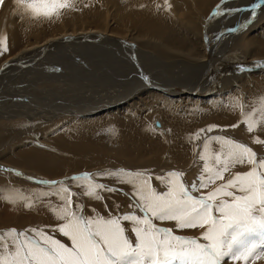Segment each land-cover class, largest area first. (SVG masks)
I'll list each match as a JSON object with an SVG mask.
<instances>
[{
    "label": "bare ground",
    "instance_id": "obj_1",
    "mask_svg": "<svg viewBox=\"0 0 264 264\" xmlns=\"http://www.w3.org/2000/svg\"><path fill=\"white\" fill-rule=\"evenodd\" d=\"M167 1L170 8L166 7L162 0H70L73 4L72 8L61 10L59 18L54 17L49 20L33 18L22 9H18L15 0H4V4L0 5V37H7L9 50L0 55L1 81L3 73L6 72L17 77L15 81L17 80L18 84L31 85L30 81L38 79L40 73L45 75L38 60L44 59L49 69L56 70L55 65L52 64L53 58L50 57L60 56L62 50L68 45L76 46L75 49L70 50L72 53L70 58L76 62V65L68 68L69 64H66L71 62L69 58L63 64L65 71L54 72L55 74L52 71L46 73L45 81L49 83L47 87L50 90L44 93L58 94V97L51 95L48 99L42 100L39 96L29 95L37 99L34 101L30 99L32 102L30 110L23 107L25 103L18 101V106L13 104L10 106L11 110L7 112L13 116L22 115L30 118L39 116L40 118L35 119V124L32 125V128L38 131L30 134L31 136H28V131H26L28 135L15 140L6 152L0 154V162L13 166V169L0 167L11 170L0 172V175L17 172L27 176L25 172H29L44 179H53L51 181H66L71 190L81 191V188L76 186V182L67 177L91 173L103 166H123L126 171L143 172L151 176L152 187L161 192L167 189L156 177L166 176L171 171L183 172L182 181L189 187L191 186L192 172L194 171L196 176L202 172L199 169V163L202 162L199 156L207 137L224 136L243 143L256 150L258 159H260L261 154L256 147L264 144H256L254 140L264 141V131L247 132L246 136L234 132L232 125H238L235 127L236 130L244 129L246 125L241 122L239 109L231 111L228 106L238 99L245 105L246 111H251L253 100L264 97V72H246L237 77L225 75L226 78L224 76L222 79L217 78L211 84L207 70V80H205L206 55L204 60L201 57L197 58L196 16L194 17L193 11L189 15L185 14L189 9L185 6L188 0ZM222 1L191 0L196 7L199 6L204 10L203 13L215 4L209 11L208 17ZM254 1L238 0L236 6L240 12L246 11L251 8ZM231 2L233 0L225 2L224 7L222 3L221 7L225 10L233 9L230 7ZM261 8L264 7L261 6ZM261 8L257 9L258 13ZM238 13L233 12L232 14L237 15ZM182 15L187 16L186 24L193 33L180 30L183 25ZM249 16L247 12L245 18L248 20ZM217 18L219 21V16ZM261 19L264 21V14ZM211 22H213V16L208 20V23ZM236 23L240 22L226 18L218 23L220 27L217 29L213 27L210 37L218 39L220 43L216 47L213 45L208 53L206 50L211 62L213 54L211 56L210 54L214 47L213 52L217 53L220 44L225 45L229 41L230 34H233V29L235 30L232 26ZM259 24L255 23L257 34L259 30H264V22L258 26ZM256 32L253 31L252 34L255 35ZM89 40L97 46L98 60H88L78 52L77 44L82 45ZM244 43L248 46V54L253 49L259 52V58H264V31L260 36H254ZM189 49L193 50L197 61L188 68L180 67L176 63L155 62L152 58L177 57L181 63L188 65L191 64L193 58L192 54L187 53ZM51 51L55 53H49ZM30 60V66H23L26 61ZM241 61L249 60H244L242 54L238 63ZM109 63H113V68L119 71L112 75L116 80L107 85L108 89L111 88L110 91L119 88L116 95L109 93L108 89L103 93L106 85L103 87L98 83L107 82L106 80L91 78V75L95 73L103 74L100 68L107 67ZM224 63H226L227 71L231 69L232 72H236L239 68L237 60V64L234 63V65L228 66L227 62ZM9 64L15 65L11 72L9 71L11 68L9 70L7 68ZM247 64L250 62L245 63ZM134 65L144 76H150L151 82L165 87L164 91L173 90L168 93L149 90L144 83H140L144 81V77L137 72ZM89 68L93 70L91 74ZM54 78L58 80L55 81ZM12 80L14 81L12 77L9 78L10 82ZM60 83L67 84L69 91L57 90ZM209 84L210 86L207 87ZM34 89L37 91L36 86ZM183 97H192L194 100ZM23 101H28L26 96L23 97ZM20 108L23 111L20 112ZM70 110L73 112L68 115L67 112ZM157 121L161 125L159 129L155 128ZM210 125L219 127L208 132ZM109 128L114 129L115 135L107 131ZM201 129L204 132L200 133V138L194 139V134L200 132ZM44 137L48 140L41 143L40 138ZM45 143L50 144L52 149L49 150L48 146L44 145ZM211 147L215 151L218 145L213 142ZM249 168L250 166L247 165L237 166L232 172H245ZM106 170L102 169L97 172ZM230 176L231 173H226L225 180ZM2 179H0V184ZM99 180L121 186L123 188H118L121 191H132L130 185L119 183L114 178H99ZM15 185L17 190L23 193L35 191L33 184L18 182ZM53 197L57 198L54 195ZM112 201L111 198L103 197L100 201L93 200L90 206L105 207L107 204V207L111 209ZM60 203V201L57 202V204ZM16 205L8 204L9 207L5 208L7 215L4 220L7 223L0 225L2 230L10 224L17 226L21 223L22 226L32 227L34 222L39 221L44 226L50 224L57 227L62 223L55 218L51 210L45 215H39L36 214L37 208L30 210L23 205ZM90 216L93 217V215ZM166 225L173 229L175 235L185 232V230L177 231L174 222H168ZM26 228L28 227L20 229L23 231L29 229ZM194 230L196 229H191L190 232L195 233ZM198 230H196V235L200 237L199 234H202L204 230ZM1 232L5 231L0 230ZM30 233L28 231L27 234ZM180 234L183 236L182 233Z\"/></svg>",
    "mask_w": 264,
    "mask_h": 264
},
{
    "label": "snow or ice",
    "instance_id": "obj_2",
    "mask_svg": "<svg viewBox=\"0 0 264 264\" xmlns=\"http://www.w3.org/2000/svg\"><path fill=\"white\" fill-rule=\"evenodd\" d=\"M3 4L4 0H0V5ZM15 5L33 18L49 20L59 18L61 10L73 7L70 0H15ZM165 5L170 8L167 0ZM251 7V18L255 19L261 4ZM234 11L240 9H227V14ZM224 14L218 6L212 15ZM8 50L7 37H0V55ZM252 103L251 111H246L238 99L228 107L231 111L239 109L247 132L264 131V97ZM218 127L210 125L207 131ZM107 131L115 135L114 129ZM202 132L203 129L193 138L199 139ZM213 142L218 145L215 151L211 147ZM254 143L264 144V141L255 139ZM199 159L204 163L198 184L193 181L189 187L182 181L183 172L171 171L156 177L165 185L164 192L153 188L152 177L143 172L120 169L97 173V177L114 178L132 188L133 212L107 218L84 216L80 203L73 207L74 196L100 201L103 192L117 191L97 183L90 173L69 178L81 188L80 193L71 191L66 181H50L52 191L30 195L13 188L0 190V199L13 206L23 202L29 209L44 197L56 196L61 203L51 205L50 210L62 223L54 231L71 241L69 247L43 230L10 229L0 233V264H224L225 260L249 264L264 257V158L258 159L257 153L243 143L224 136H210L203 142ZM245 165L250 166L248 171L232 172L237 166ZM9 171L0 168V172ZM226 173H231L227 180ZM217 181L224 182L207 194L193 195ZM136 210L142 215H137ZM154 221L174 222L177 231L197 228L204 231L198 240L175 235L172 228L158 227ZM123 222L130 223L135 242L126 235ZM28 231L32 235L26 234Z\"/></svg>",
    "mask_w": 264,
    "mask_h": 264
},
{
    "label": "rangeland",
    "instance_id": "obj_3",
    "mask_svg": "<svg viewBox=\"0 0 264 264\" xmlns=\"http://www.w3.org/2000/svg\"><path fill=\"white\" fill-rule=\"evenodd\" d=\"M237 1L238 0H233V2L230 3L231 4L230 7L233 8V9H237L238 8V6H236V2ZM248 1H253V0H248ZM162 3H165V0H162ZM214 5L208 7L207 10L205 11L206 13H203L204 10L201 9L199 6L196 7L191 2V0H188V4L185 5L186 7L189 8L186 11L185 14L189 15L191 13V11H193L194 17L196 16L195 17L196 20L195 19L194 20H195L196 30L198 31V34L196 35L197 40H198V42H197V50H198L197 58L201 57L204 60V57L206 55V58H205V63H206L205 75H206V77H204L205 80H207V70H208V73H209V81H210L211 84H212V82L216 81L217 78H219V79L221 78L222 79L223 76L225 78H226V76H229V75H233L234 77L235 76L237 77V76H241V75L245 74L246 72H248V73H258V71L264 72V70H263L264 69V58H259V55H260L259 52H257L256 50H253V49H252V52L250 54H248L247 53V47L248 46H245V43H244L246 41L248 42V40L250 38L254 37V36H260V34L264 31V30H259L258 31L259 33L257 34V32H256L257 28L255 26V23L256 24L257 23L262 24L264 22L261 19L262 14H264V12L262 14H260L259 17H257L259 19V21L255 22V23H252L249 26L242 27L241 31H240V36L232 37V34H230L231 36L229 38V41L227 42L229 44L228 45H227V43L225 45H221L220 44L219 50H218L217 53L213 52L215 50V47L217 46V45H215L214 50L212 51V53H213V58H212L213 61L211 62L209 60L208 55L206 53V47H205V41H204V25H205L206 19L208 17V13H209V11L211 10V8ZM221 9L225 11V14L223 16H219V21H218L217 17L213 18V22L210 23V27H209V31H208L209 33L207 32L208 36H210L211 32L213 31L212 30L213 27H215L216 29L218 27H220L221 25L218 24V23L220 21H224V19H226V18H227V20H234L235 22H240V23L234 24V26H232L233 28L237 27L239 24H241V23H243L245 21L247 22L249 20V18H250V16H249L248 20H247V18H245V15H247L248 10H246V11L245 10L244 11L241 10L242 12L239 11V13L237 15H233V14L228 15L227 14V10H225L224 8H221ZM193 15H192V17H193ZM178 17H180V16H178ZM186 17L187 16H185V15L181 16L183 25L180 27V30L182 32H185V33H193V31L190 28H188V26L186 24ZM260 24L258 26H260ZM252 26H254L255 28L254 27L252 28ZM253 31L256 32L255 35L252 34ZM226 35H227V33H226ZM201 37H202V40H201ZM218 43H220V42H218ZM222 44H224V43H222ZM77 46H78L77 49L79 50L78 52L80 54H82L83 56H85L88 60H91V59L92 60H98L99 59L98 55L96 53L97 46L92 41L89 40V41L84 42L82 45L81 44H77ZM71 48L75 49L76 46L71 47L70 45H68L65 49L62 50V53H61L60 56H57V57L51 56L50 57V58H53L52 64L55 65L56 70L49 69L47 67L46 62L44 61V59H39L38 60L40 62V64L42 65V68H43V71H44L45 75H43V73H40L39 74V78L35 79L36 83L33 80L30 81V84L34 88L36 86L37 91H34L35 89L31 85L24 84V83L22 85L18 84L17 80L15 81V78H17V77H15L14 75H10L11 73H9V74L6 73V72L3 73L2 81L0 80V146H1L0 147V154H2L3 152H6L7 148L10 147L15 142V140H20L23 136L28 135V134H29L28 136H31L30 134H33L36 131H38V129L32 128V125L35 124V121H34L35 119L40 118L39 116H35V117H31V118L30 117H25V116H22V115L13 116L11 113H9L7 111L11 110L10 106L12 104L14 106H18L19 103H17V101L21 102L22 104L25 103V104H23L24 105L23 107H27L30 110L32 108V102H31L30 99H32V101L37 100V99L32 97V96H29V95L39 96L42 100L46 99V98L48 99L51 95L54 96V97H58V94L48 95V94L44 93V91L50 90L47 87V85H49V83H46V81H45L46 73L48 71H52V73L55 74L54 72H63V71H65L66 68H64L63 64H64V61L66 59H69L72 56V53L70 52V50H72ZM204 50H205V52H204ZM239 51H240V53H239ZM49 53L54 54L55 51H51ZM187 53L193 55L191 64H188V65L181 63L179 58H177V57H170V58H167V59L166 58H155V57H152V58L155 60V62H161V63H164V64L176 63L180 67H187L188 68V67L193 66L196 63L197 59L195 57V54H194L193 50L189 49V51ZM242 54H243L244 60H249V61H241V62L238 63V60H239V58H240V56ZM214 56H215V58H214ZM71 59L72 58H70L71 62H68L66 64V65L69 64L68 68H73L76 65V62L73 59H72L73 60L72 61ZM236 60H237L238 64L236 63ZM228 61H229V63H228ZM224 62H227L228 66L230 64L234 65V63H236L239 66V68L237 69L236 72H232L230 68H228V69H230V71H227V66H225L226 63H224ZM247 62H250V64L245 65V63H247ZM30 64H31V60L30 61H26L23 66H26V65L30 66ZM91 65H93V63ZM113 66H114L113 63H109L107 65V67L100 68L101 70H103V74L99 75V74L95 73V74L91 75V78L93 80H96V78L97 79L101 78V79H104V80L107 81V82L100 81L101 83L100 82L98 83V85H101L103 87L106 85V87H105L106 89L103 91V93H105L106 90L108 89L107 88L108 83L111 82V81H115L116 80L115 78L112 77V75H114V74L119 72L118 69L113 68ZM12 67L14 68L15 65H13V64L7 65L8 70L11 68L9 70L10 72L12 70ZM241 68H243L244 71H240ZM261 68H263V69L261 70ZM251 69H254V70H251ZM220 70H221V72H220ZM4 71H6V70H4ZM92 72H93V70L91 68H89V73L91 74ZM0 75H2V74H0ZM11 77L14 79V81L12 80L10 82L9 78H11ZM5 79H8V80H5ZM54 79H55V81L58 80L57 78H54ZM140 83H143V81H140ZM209 86H210V84L207 87H209ZM1 87H2V89H1ZM3 87H4V89H3ZM68 88H69V86L67 84L60 83V85H59L57 90H61V91L65 90V91H67ZM110 89H108V90L110 91ZM22 90H24V91H22ZM118 90H119V88H116L115 90L112 89L109 93H113V94L116 95L118 93ZM143 90H145V89H143ZM172 90L173 89H168L166 91H163L162 93H168V91H172ZM217 91H219V90H217ZM17 94H19V95H17ZM20 95H22V96H20ZM24 96H26V99H28V101H23V97ZM183 98H189V97H183ZM199 98H202V97L199 96ZM189 99L194 100L192 97L189 98ZM22 108L19 109L20 112L23 111ZM69 108H71V107H69ZM64 112H67V111H64ZM72 112L73 111L70 110V111L67 112V114L69 115ZM15 114H17V113H15ZM59 116H63V115H59ZM155 128L159 129L158 126H156V125H155ZM233 130H234V132L239 133L242 136H246V133H247L246 128L241 129V130H236L234 128ZM26 131H28V134L25 133ZM45 140H48L47 137L40 138L41 143H44ZM44 145L48 146L49 150L52 149V146L50 144L45 143ZM256 148H257V150H259L258 151L259 154H261L260 158H264V156H263L264 155V145L257 146ZM253 151L256 152V150H253ZM9 156L12 157L13 155H9ZM258 157L259 156L257 155V158ZM203 163H204L203 161L199 163L200 164L199 165V169H201V170H202V167H203L202 166ZM0 167H9L10 169H13L12 165H10L9 163H4L3 164L2 161L0 162ZM9 168H7V169H9ZM102 169H107L106 171H116V170H120V169H124V170H126V169L123 168V166H103V167H100L97 170H95V171L90 173L96 179L97 183H103V184H105V185H107L109 187H113V188H115L117 190L114 193H108V192H103L102 193V196L104 198L105 197L106 198H111L113 200L112 201L113 202V207L110 209L109 207H107V204L105 202H104V204H106L105 207H103L102 205L96 206V207H94V206L92 207L90 205L92 204L93 199H90L88 197H83V196H81L79 198H77V196L73 197V207H75L76 203L82 204L83 205L82 214L84 216H86V217H92L90 215H93V216L99 215V216H104V217L106 216V218H107V217H109L110 213L112 215L113 214L115 215V213L118 212L116 215H123V214H126V213L133 212V208L130 207V205L133 204V200H132V197H131V192L132 191H121V190L118 189V188H123L121 186H115V185H112V184H108V183H106L104 181L103 182L100 181L99 178L100 179L108 178V177L101 178V177H97L96 176V174L98 173L97 171L102 170ZM198 171H200V170H198ZM25 173L27 174V176L23 175V174H21L20 176H16L15 174H9V173H5L4 174V173H2V175H0V179L3 178L2 179V183L0 184V187H1L0 190L8 189V188L18 189L15 184L20 182V183H23V184L27 183V185H32L33 184L32 186H33V189L35 190V191H28V192H24V193L21 191L24 195H28V194L30 195V194H34V193L52 191V188L49 187L48 182H50L53 179H44V178H42L41 176H39L37 174L33 175V174H30L29 172H25ZM66 174H71V173H66ZM66 174H64V175H66ZM28 176H30V177H28ZM70 177H72V176H70ZM70 177H67V178H70ZM191 177H192V181H196L197 183H199V180L197 179L198 176L195 175L194 171L192 172ZM56 181L59 182L58 180H56ZM221 182H223V181H217L216 184L210 185L208 188L202 189V191H200V192L193 193V195L194 196H199L201 194H207V192L211 191L213 188L218 186ZM71 191H73V190H71ZM73 192L74 193H80L81 191H73ZM161 192H164V191H161ZM0 195H2V192H0ZM58 201H59L58 198H54L53 196H47V197H44L42 201L36 202L34 204V207L30 208V210H32L34 208H37L38 212L36 214L45 215V214H47L50 211V206L51 205H58L57 204ZM130 201H132L131 204H130ZM8 204H10V203H8L7 201H5L3 199H0V225H4L5 223H7L6 220H4V217H6V215H7L5 213L6 212L5 208L9 207ZM17 205H23L24 206V203L20 202ZM114 205H115V207H114ZM10 206H12V205L10 204ZM117 206H119V207H117ZM116 208H117L118 211L116 210ZM113 209H115L114 210L115 212L113 211ZM3 212H4V214H3ZM136 214L137 215H142L141 213H139L138 210H136ZM40 223L41 222H39V221L34 222V225L32 227H29L30 225L22 226L21 223H19L21 226H19V224L17 226H13L14 224H10L8 227H4V230H2V228H0V230L1 231H7V230H10V229H15L17 232H20V231L25 232V230L24 231L22 230L25 227H28L29 229L26 228L28 230L33 229V227L35 229L37 228L39 230H41V228H42V230L46 234L52 235L55 239L60 240L66 246H69V247L71 246V241L68 240L67 237H64L58 231H54V229L56 228L55 227L56 225H50L49 224V226L48 225L44 226V225H42V223L41 224ZM126 223L128 225H126ZM154 223H156L158 227L169 228V226L166 225L168 222L154 221ZM123 225H124V227L126 229V235H128L129 238L132 239L133 242H135V237L129 230L130 227H131L130 223L129 222H123ZM18 226H19V228H18ZM20 228H22V229H20ZM198 229L199 228H197L196 230L199 231ZM196 230H194L195 233H191L190 230H185V232H179L178 235H181L180 233H182V235L185 236V237L197 238L199 240V238L201 237V234H199L200 237H198L197 236L198 234L196 235V233H197ZM27 233L28 232H26V234ZM28 235H32V233H30ZM192 235H193V237H192ZM200 242L201 243H206V241H202V240H200ZM226 262L227 263L231 262L230 264H243V261L232 262V261L225 260V263ZM249 264H264V257L256 259L255 261H250Z\"/></svg>",
    "mask_w": 264,
    "mask_h": 264
}]
</instances>
